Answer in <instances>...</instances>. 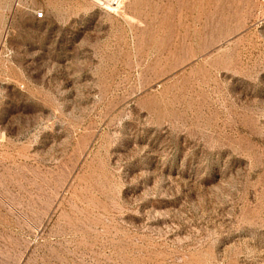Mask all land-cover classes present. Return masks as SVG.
Listing matches in <instances>:
<instances>
[{"label":"rangeland","instance_id":"rangeland-1","mask_svg":"<svg viewBox=\"0 0 264 264\" xmlns=\"http://www.w3.org/2000/svg\"><path fill=\"white\" fill-rule=\"evenodd\" d=\"M0 264H264V0H0Z\"/></svg>","mask_w":264,"mask_h":264},{"label":"built area","instance_id":"built-area-1","mask_svg":"<svg viewBox=\"0 0 264 264\" xmlns=\"http://www.w3.org/2000/svg\"><path fill=\"white\" fill-rule=\"evenodd\" d=\"M36 17L38 19H42L44 17V13L43 12H38V13H36Z\"/></svg>","mask_w":264,"mask_h":264}]
</instances>
